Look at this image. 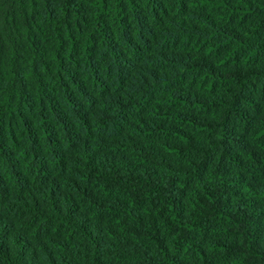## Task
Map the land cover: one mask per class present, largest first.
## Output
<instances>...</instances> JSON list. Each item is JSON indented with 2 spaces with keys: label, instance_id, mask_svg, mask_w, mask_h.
Masks as SVG:
<instances>
[{
  "label": "trees",
  "instance_id": "trees-1",
  "mask_svg": "<svg viewBox=\"0 0 264 264\" xmlns=\"http://www.w3.org/2000/svg\"><path fill=\"white\" fill-rule=\"evenodd\" d=\"M0 264H264V0H0Z\"/></svg>",
  "mask_w": 264,
  "mask_h": 264
}]
</instances>
